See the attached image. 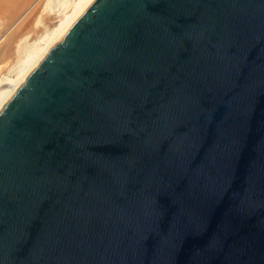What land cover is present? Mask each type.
Listing matches in <instances>:
<instances>
[{
    "label": "water",
    "instance_id": "water-1",
    "mask_svg": "<svg viewBox=\"0 0 264 264\" xmlns=\"http://www.w3.org/2000/svg\"><path fill=\"white\" fill-rule=\"evenodd\" d=\"M0 264H264V0H92L0 107Z\"/></svg>",
    "mask_w": 264,
    "mask_h": 264
},
{
    "label": "bare ground",
    "instance_id": "bare-ground-1",
    "mask_svg": "<svg viewBox=\"0 0 264 264\" xmlns=\"http://www.w3.org/2000/svg\"><path fill=\"white\" fill-rule=\"evenodd\" d=\"M59 1L62 4H58L63 5V7L65 4V10H62L63 12H61L59 19H57L58 21L54 28L48 29L44 27L43 30L30 40H27L29 37L28 33L21 36L18 35L20 37L13 42V45L11 44V46L6 48L3 56L4 63L0 67V71L2 68H5L9 75H4L0 78V107L39 62L43 55L55 44L56 40L62 36L69 25L80 13H82L92 0ZM37 4L38 0H35L28 8L35 7ZM63 7L61 6V8Z\"/></svg>",
    "mask_w": 264,
    "mask_h": 264
},
{
    "label": "rangeland",
    "instance_id": "rangeland-1",
    "mask_svg": "<svg viewBox=\"0 0 264 264\" xmlns=\"http://www.w3.org/2000/svg\"><path fill=\"white\" fill-rule=\"evenodd\" d=\"M34 1L0 0V67L4 63L3 56L6 48L11 46V44L13 45V42L25 33H28L30 38L28 37L27 40H30L44 27L48 29L54 28L61 12L65 10V4L63 7V5H60L62 3L59 0H38V4L35 7L28 8ZM7 72L5 68H2L0 78L4 75L8 76Z\"/></svg>",
    "mask_w": 264,
    "mask_h": 264
}]
</instances>
